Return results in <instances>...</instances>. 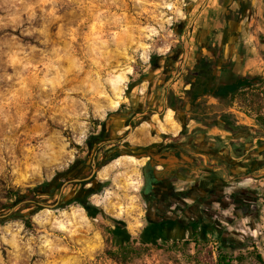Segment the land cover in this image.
<instances>
[{
  "label": "rangeland",
  "instance_id": "obj_1",
  "mask_svg": "<svg viewBox=\"0 0 264 264\" xmlns=\"http://www.w3.org/2000/svg\"><path fill=\"white\" fill-rule=\"evenodd\" d=\"M242 1V19L227 22L230 0H0V217L10 215L0 222V264H214L220 239L233 245L234 264H261L264 166L248 156L264 148V16L262 0ZM230 30L238 33L233 45ZM213 37L224 44L218 64L236 50L241 74L259 75V84L224 106L209 97L192 108L167 106L168 91L188 86L179 69L199 47L210 54L205 44ZM224 110L252 130L222 128ZM117 135L187 149L189 177L209 170L218 184L221 176L225 192L246 195L252 212L229 201L224 209L212 204L207 225L154 224L140 195L144 158L114 155L94 173L97 160L107 159L97 157L112 152L110 141H97ZM202 147L209 154L199 155ZM93 173L95 192L80 202L77 184L89 178L72 179ZM39 184L34 198L29 192L6 203L8 188ZM27 212L33 228L21 218ZM192 233L196 240L174 242ZM127 240L138 248L120 262L119 243Z\"/></svg>",
  "mask_w": 264,
  "mask_h": 264
},
{
  "label": "flooded vegetation",
  "instance_id": "obj_2",
  "mask_svg": "<svg viewBox=\"0 0 264 264\" xmlns=\"http://www.w3.org/2000/svg\"><path fill=\"white\" fill-rule=\"evenodd\" d=\"M243 3L244 1L242 0H230V2L227 4L228 10L223 13L224 20L227 22L241 20L244 8ZM232 4H234V7H231ZM228 34L231 37V44H235L236 36L238 34L237 31L230 30ZM213 40L214 37L213 39L210 38L207 40L205 44V48L210 54H201L200 47L196 49V51L192 50L193 63L187 67L184 65L180 69L178 67L180 72L177 78L182 79L183 73L191 69L194 64L201 61V59L206 58L208 61H213L218 74L225 73L224 71L226 69L224 66L227 65L229 61L239 60L237 59V54L239 53L235 50V52L229 55L227 61H222L219 65L218 62H220L222 59L220 54L222 53L224 44L220 45L218 41ZM190 42H192V44L195 46L194 40H190ZM191 49L192 48L190 45L187 59L190 56ZM183 53V50L176 52L177 57H179V62H181V60L184 58ZM170 54L171 52L169 51L167 53V58H170ZM191 82L192 77H190L189 80L187 79V82H185V85H188L185 88H188ZM165 101L167 102V96L165 97ZM107 118L108 117H105L101 122L98 134H103L105 132L104 126L106 125ZM125 126H127V124L123 125V127ZM119 137L120 136L113 138L109 136L108 138L99 139L97 141V144L99 145L105 143L104 139H106V141H110V143L106 144V147H108V150H111L112 152L108 155H103L97 158H109V162L115 159L114 155L135 156L138 160L141 158L145 159V161H143L141 164L139 172V178L141 180L140 195L143 206L145 209H147L149 219L154 224L163 226L164 224L169 223L171 224L169 227H176L180 230H185L194 223L207 225L205 219L208 218V215L211 212H214L213 209H211L212 204L216 203L220 208L224 209L228 207L227 202L229 201H231V203L234 205H237V208H241L243 212H252L253 202L248 201L246 195L235 192V189H233L231 192H225V184L223 183L225 179H223L221 176L218 177L222 182L220 183L221 185L219 184L220 180H218L217 184V180H214L213 177L214 173H211L209 170H203L202 175H196L195 178L193 176L189 177V175L194 171L191 168L194 161L192 155H188L187 149L185 150L174 143H168L166 141H161L159 143L150 142L147 144H139L130 143L129 141L125 140V138L119 140ZM206 148L210 149L208 146ZM206 148L202 147L199 151H197V153H199V155L202 152L209 154V150L207 151ZM184 156H189L192 160L189 162L188 159L184 158ZM173 158L177 159L176 163L179 165L172 168L171 170H166L164 165H160L161 161L166 163H175V161L172 160ZM106 164H103V161L97 160L98 168L95 169L94 173H96L100 167ZM155 167H157V169H155ZM214 169H219L222 172L229 171L228 169L219 166L213 168V170ZM94 173L88 180L77 184L78 186L81 185L84 190L83 197L78 198L80 202H83L85 198L88 197V194L91 195V193L95 192V188L93 186V178L95 177ZM176 181H180L181 184H175ZM65 196L66 195H61L62 198H65ZM178 235L179 233L177 231L173 233V236Z\"/></svg>",
  "mask_w": 264,
  "mask_h": 264
},
{
  "label": "trees",
  "instance_id": "obj_3",
  "mask_svg": "<svg viewBox=\"0 0 264 264\" xmlns=\"http://www.w3.org/2000/svg\"><path fill=\"white\" fill-rule=\"evenodd\" d=\"M263 4V16H264V0H262ZM240 60L237 61H229L227 65L224 66L226 69L223 73L218 74L215 68V63L213 61H208L205 59H201V61L194 64V66L189 69L187 72L183 73L182 82L185 84L187 79L189 80L192 77V82L188 88L181 89L180 93H175L174 91L170 90L167 93V106L178 109V107L187 105L188 107L192 108L198 106L203 98L209 97L211 99H216L221 103V105H228L231 103L235 97V95L245 89H248L254 85L259 84L261 77L259 75H248V74H241L240 72ZM225 76V77H223ZM205 95V96H204ZM264 120V116H262ZM102 122V121H101ZM218 122L221 124L222 128L229 130V131H238L240 129L245 130H252L250 127L246 125H242L237 123L233 119L232 113L230 111H223L221 115H219ZM255 133L259 132L256 129H253ZM251 134V133H250ZM252 136V135H251ZM251 159L258 160L261 158L260 164L257 161V168L264 166V148L257 149L252 148L250 150L249 156ZM109 158L103 161V164L109 162ZM106 184V182H103ZM41 185L34 186L32 188H27L25 191H21L19 188H8L7 190V201L8 203L10 199L14 198V201L22 199L27 196L29 192H32V197L36 196L33 193L35 190L40 188ZM5 203V204H6ZM10 216V215H8ZM0 217V222L5 221L6 218L9 217ZM21 218L25 227L33 228L36 226V223L31 219V214L29 212L22 213ZM110 234L115 237L116 235L109 231ZM197 235L194 233L190 239L184 240H176L174 242L178 243L181 242L183 244H188L192 242V240H196ZM120 247V254L123 255L120 262L124 261L128 250L133 247L132 242L127 240L125 242L119 243ZM144 248H147L146 246ZM233 245L227 244L225 241L220 239V243L216 246V261L214 264H234V257H233ZM257 260L259 263L264 264V260L260 255H257Z\"/></svg>",
  "mask_w": 264,
  "mask_h": 264
},
{
  "label": "crops",
  "instance_id": "obj_4",
  "mask_svg": "<svg viewBox=\"0 0 264 264\" xmlns=\"http://www.w3.org/2000/svg\"><path fill=\"white\" fill-rule=\"evenodd\" d=\"M199 154V153H198ZM172 160H174L175 161V163H166V162H164V161H161L160 162V165H164L165 167H166V170H171L172 168H174V167H176V166H178L179 164L178 163H176V161H177V159H172ZM191 168L194 170L195 168H193V166H191ZM155 169H157V167H155ZM175 184H177V183H175Z\"/></svg>",
  "mask_w": 264,
  "mask_h": 264
},
{
  "label": "water",
  "instance_id": "obj_5",
  "mask_svg": "<svg viewBox=\"0 0 264 264\" xmlns=\"http://www.w3.org/2000/svg\"><path fill=\"white\" fill-rule=\"evenodd\" d=\"M186 45H187V41L186 40H184V54H185V52H186ZM97 169V168H96ZM95 171V170H94ZM92 175V174H91ZM91 175L90 176H87V177H83L82 179L80 178V179H76V178H73L72 180L73 181H77V180H85V179H88V178H90L91 177ZM65 183H67V182H65ZM65 183H63V184H65ZM62 187V186H61ZM55 204H57V202L55 203ZM46 206H52V204H45Z\"/></svg>",
  "mask_w": 264,
  "mask_h": 264
},
{
  "label": "bare ground",
  "instance_id": "obj_6",
  "mask_svg": "<svg viewBox=\"0 0 264 264\" xmlns=\"http://www.w3.org/2000/svg\"><path fill=\"white\" fill-rule=\"evenodd\" d=\"M115 104V103H113ZM164 117L166 120H171L172 118V110L170 108H167L164 113ZM172 121V120H171ZM132 157V156H131Z\"/></svg>",
  "mask_w": 264,
  "mask_h": 264
}]
</instances>
